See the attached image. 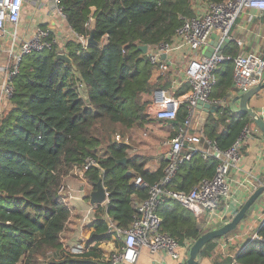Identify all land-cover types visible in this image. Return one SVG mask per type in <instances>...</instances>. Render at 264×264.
Returning <instances> with one entry per match:
<instances>
[{
    "label": "trees",
    "instance_id": "obj_1",
    "mask_svg": "<svg viewBox=\"0 0 264 264\" xmlns=\"http://www.w3.org/2000/svg\"><path fill=\"white\" fill-rule=\"evenodd\" d=\"M59 1L65 25L87 39L92 33L96 45L83 48L76 41L66 42L69 63L57 59L55 46L21 60L12 106L0 121V264H40L48 253L43 264H105L120 250L122 244L102 221L101 208L86 230L88 251L71 255L62 249L72 211L58 190L86 159H93L97 167H90L85 178L93 190L102 181L109 198L106 213L121 229L128 228L135 215L133 198H148V191L136 188L133 180L140 177L153 185L164 177L165 163L149 172L140 156L129 155V147L110 138L118 129L128 133L142 127L147 98L168 86L156 79V68L138 46L169 43L183 19L194 16L195 0ZM222 53L234 58L239 49L230 43ZM260 54L264 60V47ZM233 71L232 62L220 65L212 101H227L235 92ZM187 90L188 86L182 93ZM186 115L181 106L172 125L183 124ZM251 124L247 115H235L228 105H221L205 121L202 135L225 151ZM124 158L126 164H117ZM216 167V159L194 153L178 167L167 188L188 193L211 179ZM157 214L161 232L180 245L193 243L204 232L203 222L173 200L161 203ZM258 234L264 239V225ZM218 241L207 243L199 259H210L211 264H264V244L233 240L224 252L218 251Z\"/></svg>",
    "mask_w": 264,
    "mask_h": 264
},
{
    "label": "built area",
    "instance_id": "obj_2",
    "mask_svg": "<svg viewBox=\"0 0 264 264\" xmlns=\"http://www.w3.org/2000/svg\"><path fill=\"white\" fill-rule=\"evenodd\" d=\"M27 1L30 0H0V121L8 108L12 106L15 92L14 78L19 73L24 56L34 52L50 51L54 46L57 56H66L64 46L71 40L80 43L83 48L88 46L87 38L75 34L65 25V15L59 6V0H36L37 4L48 7L50 16L54 17L55 23L52 22L50 27L42 25L31 29V27L23 26L21 20ZM193 10L194 16L183 19L169 43L147 47L145 55L149 63L156 68V79L168 84L166 89H157L154 92L151 104L154 118L163 122L175 121L181 106L184 107L187 115L184 123L175 128L174 135L163 143V146L167 148L164 158V177L153 185H148L140 177L133 180L136 188L148 191V198L142 202H136L135 215L129 227L118 228L108 217L107 191L106 199L102 204L91 205L90 194L84 196L83 188L75 190L66 184L67 178L74 177L87 183L91 189L92 186L85 178V172L90 167H97L93 159H86L81 168H73L63 179L58 190L59 197L70 209L75 202H83V200L88 202L78 218V229L81 233L95 223L99 208L105 210L101 217L102 221L113 239L122 244L120 250L111 254L105 264H136L141 249L151 254L161 253L168 257L172 264H186L192 243L185 242L184 245H180L170 235L161 232V221L157 214L159 205L165 200H173L194 218L201 220L204 227L210 230L230 222L248 198L241 200V196L233 195L230 172L239 169L242 145L252 135L250 127L246 126L242 130L229 149L221 151L215 144L205 139L202 133H191L190 125L193 111L199 102L218 106L229 105L228 102L234 95L254 88L264 77V60L261 57L245 54H239L234 58L225 56L223 53L217 55L218 47L223 39H231L230 31L242 13L248 12L250 19H256L264 14V0H231L225 4L195 0ZM56 29L62 30L63 33L58 35ZM213 33L220 37L214 54L206 58L202 55V51L208 46ZM162 55H165L164 60L161 59ZM227 61L233 63L235 92L227 101H212L210 97L217 84L216 71ZM184 62L186 63L183 64ZM184 85L188 86V91L179 95L178 91ZM78 90L81 91L82 86H78ZM111 142L127 146L134 151L130 147L129 138H124L118 133L112 136ZM201 142L207 144L208 150L196 147ZM194 153H199L203 159L209 157L216 159L217 167L214 176L211 179L202 180L188 193L168 189L167 185L178 167L189 160ZM262 184L263 182L260 181L256 184H251L248 180L240 182V186L248 190L250 195ZM233 205H236L235 209ZM261 212L263 216L264 209ZM262 216L253 217L255 228L249 233H242L236 239L264 244V239L258 234V229L264 225V219L260 221ZM232 241L233 239L223 243L222 249H226L228 243ZM61 245L62 249L71 255L83 254L90 247L85 243V239H79V236L70 246L67 247L62 240Z\"/></svg>",
    "mask_w": 264,
    "mask_h": 264
},
{
    "label": "crops",
    "instance_id": "obj_3",
    "mask_svg": "<svg viewBox=\"0 0 264 264\" xmlns=\"http://www.w3.org/2000/svg\"><path fill=\"white\" fill-rule=\"evenodd\" d=\"M249 17H250L249 13L246 12V15H241L236 20L229 34L231 37L230 43H234L238 46L239 54L261 57L260 53L262 48L264 47V14L256 19H252V18L250 19ZM53 18H54L53 16L52 17L50 16V11L48 7L37 4L36 0H30L25 3L21 24L25 27H31V29L35 26H42V25L46 27H50L52 22L55 23ZM56 32L58 35H61V33H63V31L60 29H56ZM185 63L186 62H184L183 64ZM172 68L174 69L175 67L173 66ZM185 87H187V85H184L178 91L179 95L186 93V92L182 93ZM166 88L167 86L163 89ZM154 92L150 97L147 98L149 101L145 110V114L147 115L146 117L147 120L143 124V126L146 125V123L147 126L150 124L148 127L152 128L150 134L152 137L148 138L146 141H141L140 143L141 144L140 146H142V148H145L149 152H151L152 157L155 158L157 156V159H153L151 161L144 160L145 170L149 172L156 171L161 164L165 163L164 158L166 156L167 148L162 145L167 139L171 137V135L175 131V127L172 125L171 122H163L156 120L154 118L153 106L151 105L154 97ZM261 92H262L261 94L258 93V96H255L249 101V107L255 110L264 119V89ZM228 103H229L228 106L230 107V101ZM249 127L251 130V125ZM253 131L257 132L258 130L256 128L253 129ZM128 134L131 135V130L128 132ZM193 134H199V133L194 131ZM158 141L159 142L161 141L159 145H158ZM130 147L133 149L132 146ZM196 147L201 150H208V146L204 142H201L199 145H196ZM160 149L164 153H162V151H159ZM230 177L232 179L233 195L237 197L241 196L242 197L241 200H245L247 197H249L250 193L248 192V190L246 191L243 189L242 186H240V182H245L248 180L251 181V184H256L259 181L264 183V138L261 136L260 132L256 134L252 132V135L243 143L241 148V159L239 162V169L231 170ZM65 182L75 190H80L81 188H83L84 190L83 195L85 194L84 196L89 195L93 190V187L90 189L87 183H85L84 181H80L74 177L67 178ZM133 199H134L133 200V207H134L137 201L135 198ZM85 202L86 200H83V202H75L72 205L71 218L62 237H65L67 233L66 232L67 228L70 226V222L72 221V218H74L76 219L75 221L76 227L73 229L74 233L70 238L71 239L74 238L76 240V238L79 236V239L80 238L85 239V243L88 244L89 238L86 235L87 229L81 233L80 230L78 229V218L75 217L77 215L80 217L82 210L84 209L85 206H87L88 202L87 203ZM233 206H234L233 209H235L236 205ZM263 209H264V194L258 199L257 203L251 208L248 217L242 221V223L238 226L236 231L232 233V235L219 239L218 251L226 252L231 242L228 243L226 249H222V245L223 243L228 242L231 239L236 240V242H240V241L244 242L245 240L236 239V238L241 236L242 233H249L251 230L255 228L256 225H254L255 223L253 221V217L262 216L261 211ZM104 213L105 211H103L101 217L104 215ZM263 219H264V215L261 217L260 221H262ZM61 240L63 243H65L64 238ZM106 248L107 247H104L105 250ZM107 249L109 250V248ZM136 264H172V261L161 253L151 254L147 250L141 249ZM198 264H211V260L206 258L198 259Z\"/></svg>",
    "mask_w": 264,
    "mask_h": 264
},
{
    "label": "water",
    "instance_id": "obj_4",
    "mask_svg": "<svg viewBox=\"0 0 264 264\" xmlns=\"http://www.w3.org/2000/svg\"><path fill=\"white\" fill-rule=\"evenodd\" d=\"M219 35L213 33L210 36L208 46L203 49L202 55L206 58H210L214 54V49L217 47V42L219 40ZM231 39L224 38L222 43L219 45V52L217 55H220L225 47L229 45ZM88 45H96L92 33L87 39ZM138 49L143 53H147V46L141 45L138 46ZM57 59L64 62H70V60L64 55H58ZM161 59H165V55L161 56ZM264 89V77L261 79L260 83L254 88L248 89L243 93L234 95L230 100V109L235 115H247L253 125L261 133V136L264 138V119L251 107H249V101L254 98L258 93ZM219 109L218 105H210L208 103L199 102L192 116V123L190 129L195 132H202L205 121L209 115L214 114ZM127 159L117 161V164H126ZM131 173H127L129 176ZM105 188L103 187L102 181H98L95 185V189L89 195V203L91 205H100L105 199ZM264 194V183L259 186L249 197L245 200L243 205L238 209L235 215L232 217L231 221L217 228L206 230L203 224H200V229L204 232L192 243L189 252L186 264H198L199 255L203 247L214 240L221 239L226 237L231 232L235 231L238 226L242 223L247 213L251 208L257 203L258 199ZM205 229V230H204Z\"/></svg>",
    "mask_w": 264,
    "mask_h": 264
},
{
    "label": "rangeland",
    "instance_id": "obj_5",
    "mask_svg": "<svg viewBox=\"0 0 264 264\" xmlns=\"http://www.w3.org/2000/svg\"><path fill=\"white\" fill-rule=\"evenodd\" d=\"M241 15H246V12L242 13ZM150 125V124H149ZM148 125V126H149ZM146 126V127H145ZM147 126V123L146 125H144L143 127H139V128H135L131 131V135H129L128 133H124L123 130H116V132H114L112 135H111V138L110 140L112 139V136L115 135L116 133L120 134L121 136H123L124 138H129V144L133 147L134 151H131V149L128 151V154L129 155H139L143 160L145 161H151L153 159H157V156L154 158L152 157L151 155V152H149L147 149L145 148H142V146H140L141 144V141H146L148 138L152 137L150 134H151V131H152V128L148 127ZM253 129H256L254 127V125L251 124V130L254 134L256 133H259V131L255 132L253 131ZM161 143V141L159 142L158 141V145ZM163 146V145H162ZM159 149V147H158ZM159 151H162L161 149ZM162 153H164L162 151ZM162 157V156H161ZM87 203V201L85 202ZM76 218H80L78 215L75 216ZM75 221L76 219L72 218V221L70 222V226L67 228V233L65 235V237H62V239L64 238V241H65V245L68 247L70 246L71 244H73L75 242V239L74 238H70L72 235H73V229L76 227L75 225ZM236 231V230H235ZM235 231L231 232L230 234H228L227 236L229 235H232V233H234ZM68 235V236H67ZM68 238H67V237ZM230 246V245H229ZM48 256H49V253L46 255V257L41 260L40 264H43L44 261H46L48 259Z\"/></svg>",
    "mask_w": 264,
    "mask_h": 264
}]
</instances>
